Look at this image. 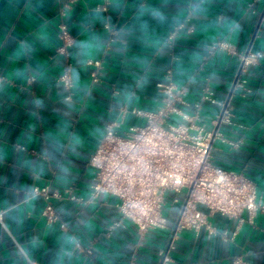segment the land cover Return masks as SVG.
<instances>
[{"label": "crops", "instance_id": "crops-1", "mask_svg": "<svg viewBox=\"0 0 264 264\" xmlns=\"http://www.w3.org/2000/svg\"><path fill=\"white\" fill-rule=\"evenodd\" d=\"M220 38L232 51L209 54ZM249 51L263 54L247 73L253 92L234 98L235 124L224 127L239 146L217 141L213 153L217 163L253 177L264 198V0H0V264H160L184 192L164 207L169 228L140 233L118 211L116 195L87 203L67 193L52 198L70 222L63 230L46 222V199L33 190L73 185L75 195L88 198L91 154L107 125L118 122L125 131L143 124L134 109L160 104L157 82L167 69L178 85H188L190 101L209 85L224 102L240 55ZM98 59L101 67L88 63ZM69 64L72 88L60 80ZM221 108L204 101L202 121ZM244 217L215 213L214 232L183 230L172 252L176 264H232L237 255L264 264V214L254 223Z\"/></svg>", "mask_w": 264, "mask_h": 264}, {"label": "built area", "instance_id": "built-area-1", "mask_svg": "<svg viewBox=\"0 0 264 264\" xmlns=\"http://www.w3.org/2000/svg\"><path fill=\"white\" fill-rule=\"evenodd\" d=\"M194 30V24L188 26V31ZM112 33L115 34V31ZM61 37L66 42L70 37L64 24L61 25ZM114 40L113 35L111 41ZM62 49L65 51V47ZM219 49L232 51L225 38L213 41L209 45V54ZM240 56V69L234 78L229 98L224 102L216 98L209 85L203 88L199 99L190 101L187 99L188 85H178L173 80L172 69H167L157 82L162 91L160 104L154 109H134L135 113L145 117L143 124L132 125L125 131L118 130V122L107 125L91 154L94 176L88 198L75 195L73 185L65 187L63 192L60 189L51 191L49 186L33 190V194L40 193L46 199L42 211L46 222L58 223L63 230L69 228L70 222L63 219L52 198L62 199L67 193L71 199L87 203L102 193H110L119 198L116 204L118 211L140 233L169 228L164 207L170 202H178L184 192V202L173 227V236L169 244L160 249V264H176L172 252L183 230H193L196 235L203 229L214 232L211 216L215 213L244 221V213L247 212L248 220L254 223L256 214H264V198L258 182L244 170L217 163L213 153L217 141L232 147L239 146V141L226 137L224 127L235 124L234 98L247 97L253 92L247 73L249 66L263 54L249 51ZM88 63L102 66L99 59ZM70 69L71 64L60 76L67 88L73 86ZM92 80L99 81L100 74L93 72ZM207 100L222 106L209 123L202 121L203 102ZM201 204L207 210L201 209ZM3 213L0 210V220ZM223 236L226 237L227 233L224 232ZM78 245L81 251L91 253L90 247ZM30 264L39 263L30 260ZM232 264L250 263L244 255H237Z\"/></svg>", "mask_w": 264, "mask_h": 264}]
</instances>
